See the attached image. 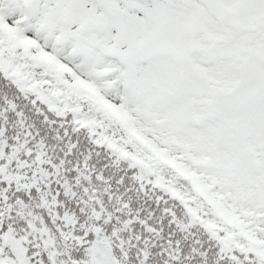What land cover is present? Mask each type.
<instances>
[{
    "label": "snow or ice",
    "instance_id": "obj_1",
    "mask_svg": "<svg viewBox=\"0 0 264 264\" xmlns=\"http://www.w3.org/2000/svg\"><path fill=\"white\" fill-rule=\"evenodd\" d=\"M0 264H264V0H0Z\"/></svg>",
    "mask_w": 264,
    "mask_h": 264
}]
</instances>
